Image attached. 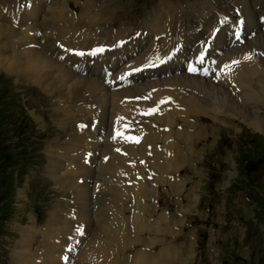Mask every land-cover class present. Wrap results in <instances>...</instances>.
Masks as SVG:
<instances>
[{
  "label": "bare ground",
  "instance_id": "obj_1",
  "mask_svg": "<svg viewBox=\"0 0 264 264\" xmlns=\"http://www.w3.org/2000/svg\"><path fill=\"white\" fill-rule=\"evenodd\" d=\"M10 1L14 9H0V40L11 37L13 54L0 55V70L17 83L24 79L39 87L41 94H51L48 98L54 99V119L60 129L68 123L76 125L64 142L56 139V144L48 145L47 172L57 184L58 199L41 229L34 226L32 215L27 225L17 226L20 241L11 249L12 264H64L63 258L68 259L66 264L192 262V252L184 260L185 248L174 246L189 224V211L181 202L176 217L168 206L156 202L165 187L177 196L183 194L184 184L177 177L188 169L192 155L185 151L188 142L193 135L202 136L197 133L198 123L209 119L237 133L231 123H239L264 136V0H196L197 5L166 0L143 14L132 8L138 23L130 25L124 18L123 28L107 24L103 28L109 20L100 26L108 18L96 9L93 23L97 25L91 31L90 24L80 28L82 19L76 21L69 0H51L53 5L42 0V7L40 0ZM176 13L186 24L175 25L168 33L167 25ZM149 17L154 23L145 21L136 30ZM225 22L237 30L226 35L221 31ZM84 28L87 32H82ZM241 29L243 44L236 35ZM87 33L92 35L84 36ZM100 50L122 52L110 83L90 72L74 71L63 60ZM177 57L188 62L202 58L208 72L189 75L177 63L167 74L111 88L113 81ZM153 109L158 111L150 114ZM239 204L234 203L237 211ZM38 235L42 239L32 252ZM77 243L82 246L80 253L65 252L69 246L77 248Z\"/></svg>",
  "mask_w": 264,
  "mask_h": 264
},
{
  "label": "rangeland",
  "instance_id": "obj_2",
  "mask_svg": "<svg viewBox=\"0 0 264 264\" xmlns=\"http://www.w3.org/2000/svg\"><path fill=\"white\" fill-rule=\"evenodd\" d=\"M41 1H37L40 7ZM161 1L166 0H69L68 7L77 14L74 15L76 21L82 19L80 28L83 24H90L88 31H91L97 25L93 23L96 9L105 13L104 16L108 18L101 20L100 26L102 22L109 20L103 24V28L105 24L114 27L120 25L118 28H123L124 18L130 25H134L136 21L138 23L139 18L131 15L132 8L143 14L145 9L151 10V6L157 7ZM171 1L174 3L173 0H167L166 3ZM184 1L197 5L196 0ZM49 2L51 0L47 5ZM12 3L10 0H0V9H14ZM47 5L43 6L46 11L49 7ZM50 5H53L52 2ZM118 8L121 10L116 11ZM110 10L115 11L110 13ZM178 14L182 17L185 15L182 11ZM178 14L167 25L168 33L175 25L185 26L186 23L181 22ZM151 19L153 18L142 19L136 30L141 29L145 21L154 23ZM36 21L40 22V18H36ZM262 21L264 25V17ZM78 25L76 22L77 29ZM12 26V29H18L16 24ZM86 28L82 32H87L84 31ZM20 29L25 31V28ZM235 30L237 29H232L231 32ZM91 35L87 33L84 36ZM9 38L11 39L10 36L1 38L0 55L13 54ZM147 45L148 42H145L143 49ZM176 63H180V60L176 59ZM182 69L184 71V67ZM16 80L0 70V264H12L11 249L20 241L17 229L20 223L27 225L28 217L32 215L37 219L34 226L37 229L43 227L48 217L47 211L53 209L58 199L57 184L47 172V148L50 144H56V139L64 142L70 130H73L71 128H76L71 123H68L70 127L63 126L61 129L55 124L54 99L48 98L51 94H41L39 87L28 84L24 79L18 83ZM97 123L100 125V121ZM198 124L197 133L202 136L193 135L188 142L189 147L186 146L185 151L189 149L192 152L187 162L188 169L182 170L177 177V182L184 184L183 194L177 196L165 187L160 194V202H156L159 206H168L176 217L179 216L178 206L181 202L184 209L189 211V224L184 226L182 233L174 240V246L177 249L182 246L185 248L184 260L192 252L194 256L189 264H264V136L255 135L239 123H231L237 126L238 133L232 129L225 130L209 119ZM229 142L236 144L235 147ZM183 158L184 156L182 160ZM236 201L240 203L241 210L237 211L234 206ZM156 203H152V206H157ZM242 203L247 205L246 210ZM176 234H179V230H176ZM36 237L38 240L34 248L31 244L32 252L42 239L41 235ZM81 248V244L77 248L73 246L70 254L80 253ZM64 261L63 258V263H68L67 260Z\"/></svg>",
  "mask_w": 264,
  "mask_h": 264
},
{
  "label": "snow or ice",
  "instance_id": "obj_3",
  "mask_svg": "<svg viewBox=\"0 0 264 264\" xmlns=\"http://www.w3.org/2000/svg\"><path fill=\"white\" fill-rule=\"evenodd\" d=\"M81 55H82V53H81ZM191 71L195 72L196 69L195 68H192ZM156 111H158V110L157 109H153V110H151V113L150 114L155 113ZM118 135H119V133H118ZM127 139H133V138L132 137H128ZM137 142H138V140H137Z\"/></svg>",
  "mask_w": 264,
  "mask_h": 264
}]
</instances>
